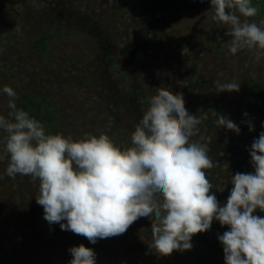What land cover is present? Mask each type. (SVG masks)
Listing matches in <instances>:
<instances>
[{
	"label": "rangeland",
	"instance_id": "374dc122",
	"mask_svg": "<svg viewBox=\"0 0 264 264\" xmlns=\"http://www.w3.org/2000/svg\"><path fill=\"white\" fill-rule=\"evenodd\" d=\"M252 4L258 14L250 19L264 18V5ZM213 14L210 0H0V114L9 112L2 92L8 85L17 93V108L27 103L36 109L32 117L46 133L74 140L105 133L131 146L157 88L182 93L189 113L203 117L191 139L209 146L214 167L205 172L223 188L212 189L223 205L231 176L254 172L249 150L264 132V108L252 94L264 88V56L231 54L221 46L230 37ZM231 82L240 84L238 92H218L217 84ZM217 114L240 134L218 127ZM6 167L7 160L0 161V264H69V248L81 244L94 250L96 264H225L223 249L202 245L197 234L190 250L158 254L149 247L154 216L92 244L49 224L36 201L39 181L12 179ZM228 230L213 220L207 235L219 241Z\"/></svg>",
	"mask_w": 264,
	"mask_h": 264
},
{
	"label": "clouds",
	"instance_id": "9594fccd",
	"mask_svg": "<svg viewBox=\"0 0 264 264\" xmlns=\"http://www.w3.org/2000/svg\"><path fill=\"white\" fill-rule=\"evenodd\" d=\"M217 26L227 29L231 54L254 51L264 56V18L256 17L252 0H210ZM218 92L239 91L236 82L217 84ZM7 116L0 114V161L6 175L39 181L37 204L49 224L98 239L124 234L141 217H153L149 247L168 256L192 248L197 233L210 230L213 220L229 230L218 239L225 264H264V132L251 145L254 172H237L225 204L221 205L205 169L214 167L208 144L191 138L203 117L190 114L182 93L157 88L131 134V146L109 135L87 134L79 140L49 134L45 126L16 105L17 93L5 85ZM247 115V113H245ZM217 125L240 134L228 117L217 114ZM249 130L253 126L249 122ZM66 221V222H64ZM69 264H96V253L83 244L68 250Z\"/></svg>",
	"mask_w": 264,
	"mask_h": 264
},
{
	"label": "trees",
	"instance_id": "16d2710c",
	"mask_svg": "<svg viewBox=\"0 0 264 264\" xmlns=\"http://www.w3.org/2000/svg\"><path fill=\"white\" fill-rule=\"evenodd\" d=\"M255 2V4H259L260 2L264 5V0H252ZM253 99L256 100V102H258L260 108H264V88H257V92L256 93H253ZM118 98H113V102L112 104H115L116 105V108H118V105L116 104V102H118ZM118 104H120L118 102ZM18 108L19 109H23L25 111H27L29 113V115L32 117V116H35V111L36 109H32L29 107V105H27V103L25 104H19L18 105ZM208 231L206 232H203V233H197V236H198V239L200 241V243L202 245H205L209 248H211L212 250H216V251H219L221 249H223V245L221 244L220 241H216V240H210L208 238ZM191 263L194 264V261H192V259H190Z\"/></svg>",
	"mask_w": 264,
	"mask_h": 264
}]
</instances>
